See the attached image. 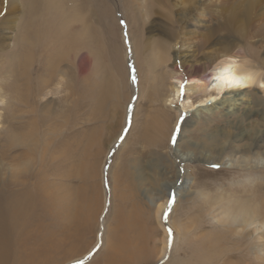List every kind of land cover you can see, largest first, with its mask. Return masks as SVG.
I'll use <instances>...</instances> for the list:
<instances>
[{"label": "rangeland", "instance_id": "rangeland-1", "mask_svg": "<svg viewBox=\"0 0 264 264\" xmlns=\"http://www.w3.org/2000/svg\"><path fill=\"white\" fill-rule=\"evenodd\" d=\"M48 1L0 0V237L14 240L13 260L26 264L67 232L53 264H110L122 236L144 247L135 264H264V167L230 165L241 153L264 158L262 89H246L234 113L216 91L172 95L183 72L146 57L166 34L158 26L179 34L175 49L200 50L203 37L178 22L179 0ZM218 1L208 24L240 39L242 59L264 72V0L249 16L235 0ZM163 111L172 121L165 146ZM254 196L257 220L231 216Z\"/></svg>", "mask_w": 264, "mask_h": 264}, {"label": "bare ground", "instance_id": "bare-ground-1", "mask_svg": "<svg viewBox=\"0 0 264 264\" xmlns=\"http://www.w3.org/2000/svg\"><path fill=\"white\" fill-rule=\"evenodd\" d=\"M165 1H171V0H165ZM179 1H181L180 2L181 5L179 6L180 8V11H178L179 13L177 12V14L179 15L178 22L185 24L188 33L189 32L198 33L203 37L201 48H199L200 50L199 51L194 50L193 53L190 55L182 53L181 50L175 49L178 42H180L179 41L180 36H178L179 34L178 35L174 34V36H170V34H167L168 32H166V29L163 26H158L157 28L158 31L161 34H165V33L166 34L164 35V38L159 40L160 44L159 46L155 47L154 52L153 50H151V48H149V50L151 51L146 57V59L149 61L151 60L152 62H157L158 64L160 63V65L166 64L168 71L183 72L184 77L182 76L176 77L175 81H172L170 85L171 91L173 93L172 95L175 96L176 98H179L180 100L184 98L189 99L191 98L190 96L191 94L202 95L203 93H210V92L212 93L213 91H216L217 94L221 95L222 97V100L219 103L220 106L226 107L225 109L227 113H234L239 109L240 104H242L246 100L245 98L246 89L252 88L253 86L255 87L256 85L259 88H261L262 91L264 92V87H262V85H264V72L263 70H261L260 67H256L258 63L256 65H253L252 62L250 63L251 65L250 67L247 64V60L242 59V57H244L242 50H236L237 47L239 46L240 39L238 38L230 39L228 35L221 36L217 34V29H218L217 26L215 27L208 24L210 22L209 19L213 16V14L220 13L219 11L221 10V7L223 5L221 4L220 0L219 1L217 0L221 4L218 5L219 6L218 11L212 10L210 8L212 5L210 6L209 4L213 3L214 0H210L211 3L206 2L207 4L204 3L202 0H179ZM235 1H234L233 9L236 7L239 8L242 7L243 13L245 12V15L249 16L251 14V11L253 12V7L257 0H243L244 1V2L242 1L243 3L240 0H235ZM47 5L48 7L51 6V7H55L56 9H60L62 5V1L49 0ZM178 5L179 3L177 4V6ZM215 7L217 8V6ZM193 11H195V13H193ZM210 11H213L215 13H211ZM165 12H169V11L166 10ZM167 15L172 19V16L174 14L172 15L170 13ZM235 19H236L235 12H233L229 16L227 22L225 23V26L230 28V23L232 24ZM230 29H232V27ZM240 61H242V63H239ZM237 65L239 66V68L237 69V74L240 76L250 75L251 80H245L241 84L232 87L225 86L222 80L219 79V77L226 75L229 72V70L233 69V67ZM165 72L167 71L165 70ZM205 72H208L210 74L209 79L201 76L200 73H205ZM187 81H189V83H187ZM181 86H183V89L181 88ZM225 94H227L228 96L225 97ZM204 102L206 104L208 100L206 99ZM211 102H214V99ZM161 114L162 115H160V118L157 117V120L159 118L160 124H158L156 128L158 131V135L159 134L161 135L160 144L162 146L163 145L165 146L166 143L165 139L168 138L169 129L171 128L172 121L170 122V119L168 118L169 115L165 113V111H163ZM241 135L243 136L244 132H242ZM249 145L251 146L252 144ZM253 146L255 148L250 147L251 150L257 149L258 151L260 149V146L257 143H254ZM243 150L247 151L246 148ZM253 150L252 152H254ZM220 151H223V148H220ZM257 151H256V155H257ZM237 152L238 151L236 150V153ZM230 163H231L230 165L233 167L241 168L242 166H245L248 169H252V168H258L259 166L264 167V158L259 156L256 160H253L252 157L250 158L249 155L241 153L240 155H237L234 158H232ZM255 196L253 199H255ZM30 197L31 194L28 193L27 196L25 195L23 201H20L19 199V208H20V204L25 206L28 205V201H30ZM239 201L240 202L236 206V209H234L233 211L231 210L232 213L231 216L236 218L240 217L242 223H244L246 219L248 220L250 219L249 220L250 222L253 218L254 220H257V218L260 217L261 214V209L259 207L260 204H258L256 199L253 200L252 202L251 199L245 197V199H239ZM158 207L159 209H161L162 204H159ZM237 210L238 213L236 212ZM259 228L260 227L256 226L257 230H259ZM1 234L3 235V233ZM136 234H138V232ZM63 235L65 237V239L63 238L64 242H62L63 240L60 239L59 241L56 242L54 241L55 242L54 243L53 241H51L53 239L52 238L49 243L47 242L46 244L38 246L34 250L29 252L26 255L24 261L22 260L23 262H21L20 260V262L21 263L26 262V264H53L54 259H56L57 252L64 251V247H65L64 243L67 241L70 242L71 240V237H69L70 234L68 235L67 232H64ZM9 237H0V264H19V261L16 262L15 260H13L15 257L14 254L15 250L13 249L14 240L12 241V239H10ZM122 237L123 239L120 241L119 246L116 243L114 245L112 244V247L114 249L118 247V250L117 253L115 254H113L112 251L111 253L110 252L108 253V255L105 258L106 263L135 264L136 262H138V256L142 255L141 252L144 248V247L142 248L141 242L139 241L137 244H135L132 237H128V236L126 237L122 236ZM116 240L119 239L117 238ZM164 251L165 249L163 247L162 252ZM71 252L72 251L69 249L68 253L71 254Z\"/></svg>", "mask_w": 264, "mask_h": 264}, {"label": "snow or ice", "instance_id": "snow-or-ice-1", "mask_svg": "<svg viewBox=\"0 0 264 264\" xmlns=\"http://www.w3.org/2000/svg\"><path fill=\"white\" fill-rule=\"evenodd\" d=\"M238 68H239L238 65L234 66L233 69L229 70V72L226 75L219 77V79L222 80V82L224 83L225 86L232 87V86H236V85L241 84L245 80H251L250 75H245V76L238 75L237 74ZM132 79H133V82H136L135 75H133ZM262 87H264V85H262ZM181 88L183 89V86H181ZM181 119H183V117H181ZM179 132H180V127H179V125H177L175 132H174V135L172 137V143L173 144L176 143L177 135L179 134ZM214 167L218 168L219 165H214ZM174 204H175V196L172 195L170 197V200H169V208L166 210L168 213H170L172 211L171 205H174ZM167 218L168 217L166 214L164 219L167 220ZM168 233H169V236L171 237V235H172V229L171 228L168 229ZM91 255H92V253L89 254V258L91 257ZM76 264H85V262L84 261H77Z\"/></svg>", "mask_w": 264, "mask_h": 264}]
</instances>
